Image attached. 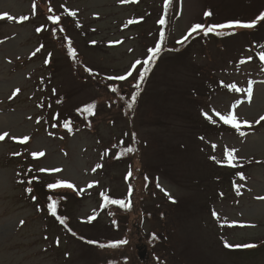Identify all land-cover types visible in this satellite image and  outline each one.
Wrapping results in <instances>:
<instances>
[{
	"label": "rangeland",
	"instance_id": "obj_1",
	"mask_svg": "<svg viewBox=\"0 0 264 264\" xmlns=\"http://www.w3.org/2000/svg\"><path fill=\"white\" fill-rule=\"evenodd\" d=\"M162 2L0 0V13L29 17L0 20V133L9 134L0 141V264H264V32H194L183 51L163 54L136 109L125 113L119 92L133 89L130 79L145 65L127 80L109 77L147 57ZM262 10L264 0H170L168 50L181 49L176 40L194 24L250 22ZM89 104L95 115L83 111ZM213 110L251 125L237 131ZM24 136L30 142L12 139ZM226 149L236 150L235 166ZM33 152L45 155L32 159ZM56 180L86 198L49 190ZM130 186L135 211L111 213L114 226L99 195L127 198ZM48 195L70 198L67 213L62 205L70 226L96 246L53 221ZM121 240L128 243L108 246Z\"/></svg>",
	"mask_w": 264,
	"mask_h": 264
},
{
	"label": "snow or ice",
	"instance_id": "obj_2",
	"mask_svg": "<svg viewBox=\"0 0 264 264\" xmlns=\"http://www.w3.org/2000/svg\"><path fill=\"white\" fill-rule=\"evenodd\" d=\"M121 3H124V2H137V0H120ZM170 0H165V13L167 11V7H168V4H169ZM35 8V5L33 6ZM71 15H75L74 12L70 13ZM211 13L210 12H206L205 13V16H210ZM3 19H7V20H15L17 23H22L23 21L29 19V17L27 16H21L19 18H16V17H13L11 16L10 14L8 13H0V20H3ZM49 19H51L53 21L54 24H58L59 23V17H55V16H52V17H49ZM260 20H264V13H261L260 16H258L256 18V20H253V21H250V22H242V21H229L227 23H223V24H213V25H209L207 28H205L204 25L202 24H194L190 30L188 31V33L183 37V39L181 41H178V43H183L184 41H186L188 39L189 36L192 35V33L194 32H197L198 30H203L205 35H207L208 33L210 32H216L217 29H224V28H228V29H233V28H252V27H255L257 21H260ZM136 21H128V23H134ZM158 23L160 25H165L166 23V20L164 17H161L158 21ZM37 31H41V28H37ZM164 32L163 30L160 32V39L159 41L156 43V45L152 48H149L147 49V58L145 60H143V62L137 60L132 66L131 68L124 74V75H121V76H117V77H109V79H118V80H121V81H124V80H127L130 76H132L133 72L136 71V66L143 63L146 67L144 68L143 71H141L139 73V78L140 80L142 81L147 72L150 70V65L151 63L157 58L159 52L161 51V44L163 43V40H164ZM40 51V48H37L33 53L32 55H35L37 52ZM69 51L75 55L74 51L70 48ZM260 60L262 62H264V52H261L260 53V56H259ZM248 59L250 60L251 57H248ZM47 62V61H46ZM244 62V61H242ZM226 87H228L230 90H236V91H244L243 89H237L235 84H231V85H225ZM134 87L136 88H139V84H136L134 85ZM111 91L113 92H117L118 89L116 88H112ZM19 92V89L16 90V93ZM15 95V93H14ZM247 96H248V99L249 101L251 100V97H252V90L251 88H248L247 89ZM133 100H135V95L132 97ZM95 105L92 104V105H87L84 107L83 111L85 112H88L89 114H93V109H94ZM213 112L215 113L216 116L219 117V120L222 121L224 124L226 125H230L231 127L235 128L237 131L240 130L241 128V122L238 121V118H237V115L234 114V112H228L226 114H221L220 112H217L215 110H213ZM206 117L208 119H211L210 116H207V114H205ZM260 120H264V116H261L260 117ZM260 120L256 121V123H259ZM243 124H248L247 121H244ZM65 126L67 127V122L65 123ZM243 134V133H242ZM9 134L8 133H0V141H3L5 139V137H7ZM12 139L14 140H17L18 142L20 143H26L30 137L28 136H24L22 138H17V137H12ZM215 148V145L213 146ZM127 151L128 152H132L133 149L131 147L127 148ZM235 149H231V150H228L226 149L225 150V160L227 162V164L229 166H235L233 161L236 159L235 156H234V153H235ZM14 155H19V153H15ZM31 155L34 157V158H37V157H42L45 155L44 152H33L31 153ZM119 158V157H117ZM212 159H215V157H212ZM97 168L99 167H102V165H96ZM95 170V169H93ZM40 171L44 172V171H50V172H60L61 169H40ZM129 175H131V173H129ZM241 176V178L243 179V174L240 173L238 174ZM29 183H31V181H29ZM93 185L92 184H89L88 187H92ZM159 186V185H158ZM47 188L49 190H55L57 188H68V189H73V190H76L75 189V185H73L71 182L69 181H66V180H56L54 182H51V183H48L47 184ZM27 191L31 192V189H27ZM80 191H83V190H80ZM237 191H239V189L237 188ZM101 197L103 198V207H107L108 205L110 204H114V205H118L120 206L121 208H128L130 207V204L129 203H126L125 200L123 199H112L108 196V194L106 192H101L100 193ZM33 200L36 199V197H32ZM66 199V197H63ZM258 199H264V197H258ZM48 200H49V203H48V211L49 213L53 216V217H56L59 222L61 224H64L65 222V218L64 217H60V216H57V204H58V201L57 200H53L52 197H48ZM213 215H217L215 212H213ZM96 216H95V213L90 216L88 218V222H91L93 219H95ZM127 243V240H121V241H118L116 243H113V244H110L108 246L110 247H116L118 246L119 244H126ZM104 245H101V247H103ZM227 247H245V248H250V247H255V245H252V244H245V245H235V246H232V245H227Z\"/></svg>",
	"mask_w": 264,
	"mask_h": 264
},
{
	"label": "trees",
	"instance_id": "obj_3",
	"mask_svg": "<svg viewBox=\"0 0 264 264\" xmlns=\"http://www.w3.org/2000/svg\"><path fill=\"white\" fill-rule=\"evenodd\" d=\"M170 33V29L168 28L166 31H165V36H164V40H163V43L161 44V51L159 52L157 58L151 63L150 65V70L147 72L145 78L141 81L140 78H139V75L134 79V82H133V89L132 90H123L121 92H119V96L121 98V104H124L125 107H121L124 109L125 113H132L134 112V110L136 109V106L138 104V101H139V98H140V95H141V90H142V87L146 84V77L148 76V74L151 72V70L155 69L156 65H157V62L160 61V57H161V54L166 51L169 47L167 46V40H168V35ZM190 43V42H188ZM183 44L182 45V48L180 50H183L185 47H187L186 45L188 44ZM146 66H144L143 68H145ZM136 84H139V88H136L134 87V85ZM111 88H113V86L111 85ZM135 95V100L132 99V97ZM122 155V152L121 154ZM127 211H135V208H134V203L132 205V208L129 209V208H124L123 211H120V214H123L124 212H127ZM119 215V213H118ZM57 216H60V217H64L65 218V222L64 223H67L68 222V217L63 215L61 211L58 212Z\"/></svg>",
	"mask_w": 264,
	"mask_h": 264
}]
</instances>
